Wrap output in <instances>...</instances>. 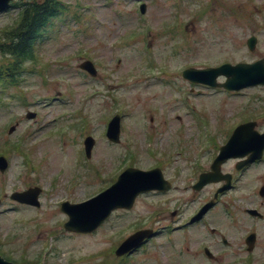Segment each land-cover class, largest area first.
<instances>
[{"label": "rangeland", "instance_id": "1", "mask_svg": "<svg viewBox=\"0 0 264 264\" xmlns=\"http://www.w3.org/2000/svg\"><path fill=\"white\" fill-rule=\"evenodd\" d=\"M139 1L62 0L67 9L38 46L35 60L39 64H25L28 71L21 74L20 84L6 85L8 89L0 95L6 102L0 105V145L17 140L24 152L6 154L8 169L0 174V249L15 259L24 256L30 263L44 256L41 264H97L103 260V250L112 244L105 250L109 255L115 243L140 226L161 233L123 264H264V222L249 218L240 208L249 203L264 209L258 195L264 186V162L241 176V183L229 194L232 200L215 207L206 225L168 227L187 223L186 218L216 185L198 192L189 186L201 172L194 170L209 168L226 144L230 125L254 116L256 120L250 121L255 120L256 129L264 132V86L240 94L223 89L213 93L192 86L181 76L188 67L264 59V0H143L151 26L141 32L147 17L139 13ZM205 4L207 13L193 17ZM16 16L14 9L0 13V28ZM164 23L170 35L162 33ZM253 35L258 49L249 52L246 40ZM87 51L91 57L84 58ZM152 54L154 63L162 66L156 71L146 70ZM84 60L94 64L95 77L79 69ZM217 81L222 83L225 78ZM116 109L123 112V132L120 142L112 144L105 138V129ZM26 111L36 112L35 119L26 120ZM149 135L152 139L148 140ZM85 136L95 140L88 161L81 150ZM130 147L140 169L168 154L166 168L182 176L177 188L165 195L149 193L137 198L130 210L112 212L108 222L90 234L63 231L61 223L67 217L59 210L60 203L83 202L109 188L115 170L128 162L123 155ZM236 161H225L219 171L231 170ZM34 186L42 189L40 208L10 199L12 192ZM167 208L178 212L174 217L156 212ZM251 223L258 225L253 257L241 250ZM221 237L229 247L221 243ZM203 246L214 259L204 256ZM104 262L108 264V259Z\"/></svg>", "mask_w": 264, "mask_h": 264}, {"label": "water", "instance_id": "2", "mask_svg": "<svg viewBox=\"0 0 264 264\" xmlns=\"http://www.w3.org/2000/svg\"><path fill=\"white\" fill-rule=\"evenodd\" d=\"M8 1L9 0H0V9L5 8ZM254 43V39H250L248 41L249 49H253ZM242 67L243 66H237L232 69L220 68L217 70L205 71L187 70L183 73V75L185 78H188L193 82H203L209 85H216L215 78L221 72L228 78L227 82L223 86L230 89L258 82H264L263 61H260L258 64L249 68ZM81 68L87 70L93 76L96 73L91 64L85 63L81 65ZM251 128L252 124H245L240 126L235 131L232 140L225 148L222 149V157H219L218 160H216L212 166V169H217L219 163L224 161L226 159L225 157L228 155H246L248 152L256 154L260 150V147L263 145V139L259 138V136L256 135ZM119 131V117L116 116L109 123L106 135L110 141L116 143L119 141ZM93 143L94 142L91 138H87L85 140L87 156H89ZM5 166V161L0 160V167L4 169ZM150 173L152 174H149V172L129 168L118 177V181L112 185L111 188L91 201L81 205L63 204L62 209L70 216V220L64 225V228L71 232H89L98 226L99 223L105 219L110 211H112L114 208H130L135 197L139 193L154 189L163 190L167 188L162 186L160 177L156 174V172ZM201 181L205 183V179L203 177L201 178ZM38 193V189H31L23 193H14L12 194L11 198L18 201L19 203L38 206ZM92 203L97 205V210L89 214H87L88 212H79L81 207ZM144 236H146V232H139L133 235L121 245L116 254L121 255L127 252ZM0 264L6 263L1 261L0 258Z\"/></svg>", "mask_w": 264, "mask_h": 264}, {"label": "trees", "instance_id": "3", "mask_svg": "<svg viewBox=\"0 0 264 264\" xmlns=\"http://www.w3.org/2000/svg\"><path fill=\"white\" fill-rule=\"evenodd\" d=\"M23 5L20 22L10 30L0 33L1 53L13 56L14 62H23L32 58L31 52L34 43L38 40L43 29L54 16L58 15L62 4L59 0H26ZM9 77H13L11 67H5Z\"/></svg>", "mask_w": 264, "mask_h": 264}, {"label": "flooded vegetation", "instance_id": "4", "mask_svg": "<svg viewBox=\"0 0 264 264\" xmlns=\"http://www.w3.org/2000/svg\"><path fill=\"white\" fill-rule=\"evenodd\" d=\"M163 174L166 180H168L171 184H173L177 179L174 171L163 170Z\"/></svg>", "mask_w": 264, "mask_h": 264}]
</instances>
